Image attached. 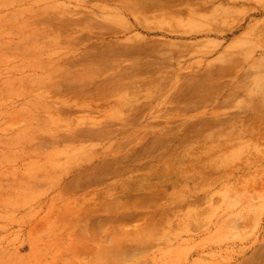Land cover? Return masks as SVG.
<instances>
[{"label": "rangeland", "instance_id": "obj_1", "mask_svg": "<svg viewBox=\"0 0 264 264\" xmlns=\"http://www.w3.org/2000/svg\"><path fill=\"white\" fill-rule=\"evenodd\" d=\"M252 7L0 0V264H233L254 246L264 64L245 60L264 47L230 48ZM33 184L77 201L87 216L58 225L84 238L21 254Z\"/></svg>", "mask_w": 264, "mask_h": 264}, {"label": "crops", "instance_id": "obj_2", "mask_svg": "<svg viewBox=\"0 0 264 264\" xmlns=\"http://www.w3.org/2000/svg\"><path fill=\"white\" fill-rule=\"evenodd\" d=\"M219 1V0H217ZM226 4H249L253 7L250 8L248 12L247 19L242 28L239 29L231 38V50L234 51L238 45H246V48L256 47L261 43L264 47V15L263 16H253L254 14H264V0H222ZM249 15L251 17H249ZM245 61H250L253 63H262L264 64V48L261 50V53L253 51L252 55H248ZM237 57V56H236ZM261 78V77H260ZM261 81V80H260ZM257 82V81H256ZM27 188L28 193L23 192L18 195L15 199V206L22 207V223L24 225L22 239L24 242L23 253L21 254H38L45 248H59L62 243L65 242L66 246H71L72 241H63L73 240V237H82L83 232L77 231L74 232V229L67 230L60 227L58 224L66 219L72 214L78 213L82 217H86L83 213L84 210L79 208V205L76 200L69 201V204L62 203V200L57 197L56 191L50 194L47 198L40 196L37 197L36 191L38 188H34V184ZM32 194H31V193ZM14 194V193H13ZM15 195V194H14ZM15 195V196H17ZM76 201V204H75ZM59 209V210H58ZM88 216L91 215V211L88 210ZM46 214H51V218L46 220ZM94 215V214H93ZM74 217V216H73ZM71 221L69 220V224ZM74 225V222H72ZM71 224V225H72ZM47 225H50L49 232H46ZM80 226H77V228ZM98 224L96 229H98ZM61 228V229H60ZM71 226H68L70 229ZM256 240L254 243L251 241ZM247 245H253L238 261L233 264H264V222L261 227V230L257 235L247 241ZM76 246V245H74Z\"/></svg>", "mask_w": 264, "mask_h": 264}, {"label": "bare ground", "instance_id": "obj_3", "mask_svg": "<svg viewBox=\"0 0 264 264\" xmlns=\"http://www.w3.org/2000/svg\"><path fill=\"white\" fill-rule=\"evenodd\" d=\"M261 80L262 83H264V76H262L261 78H259ZM74 199L70 198L69 201H72Z\"/></svg>", "mask_w": 264, "mask_h": 264}]
</instances>
